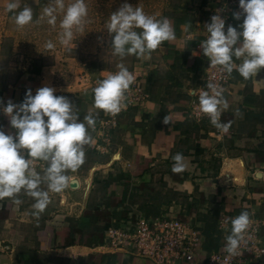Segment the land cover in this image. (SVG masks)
<instances>
[{
	"label": "crops",
	"instance_id": "crops-1",
	"mask_svg": "<svg viewBox=\"0 0 264 264\" xmlns=\"http://www.w3.org/2000/svg\"><path fill=\"white\" fill-rule=\"evenodd\" d=\"M167 1L170 6L159 20L170 21L175 39L136 56L128 70L134 80L144 82L145 102L123 109L118 124L102 132L99 123L105 115L94 106L93 80L116 72L104 64L86 71V62L75 57L45 60L38 53L42 46L24 41L26 29L16 25L14 16L31 7L33 20L27 25L34 28L32 36H42L36 29L48 19L41 16L50 0H18L15 12L7 10L10 0H0V129L14 135L3 107L9 100L21 103L28 89L34 95L43 86L67 97L81 122L89 113L96 121L88 128L91 141L84 145V162L66 173L69 185L58 192L57 211L51 206L52 192L39 217L33 214L35 200L23 190L17 197L20 204L0 201V264H144L97 245L108 225L130 215L157 217L171 210L192 220L202 234V255L226 242L231 219L242 211L264 219V69L247 79L234 71L232 93L224 96L229 107H222L227 130L186 117L184 110L210 63L200 43L208 36L215 8L225 1ZM231 18L225 30L243 21V15ZM240 63L233 57L235 69ZM165 116L169 124L163 123ZM177 153L186 164L181 173L172 171ZM45 166L36 168L42 173ZM97 210L104 214L98 216ZM261 238L264 244V226ZM242 264H264V259L244 253Z\"/></svg>",
	"mask_w": 264,
	"mask_h": 264
},
{
	"label": "clouds",
	"instance_id": "clouds-1",
	"mask_svg": "<svg viewBox=\"0 0 264 264\" xmlns=\"http://www.w3.org/2000/svg\"><path fill=\"white\" fill-rule=\"evenodd\" d=\"M6 7L9 12H15L20 4L18 0H10ZM239 8L241 12L233 13L237 20L243 15V21L237 27L228 25L225 30V20L220 14L211 17L207 24L208 36L201 41L200 48L212 66H220L228 74L233 71V57L241 60L235 70L247 79L264 69V0H239ZM57 9L64 13L60 22L63 30L60 43L67 46L73 40V29L83 31L87 5L85 0H73L65 8L64 0H50L41 19L47 17V22L55 27L54 13ZM14 19L18 27L29 24L33 20L32 8L25 6L15 12ZM105 27L110 35L114 34L111 48L113 54L120 57H143L156 50L162 42L175 39L174 28L167 18L158 20L127 2L110 15ZM46 48L51 50L54 45L48 42ZM117 67L116 73L108 74L92 89L95 108L111 115L121 111L125 93L134 81L124 64ZM54 92L55 89L49 86L38 88L34 95L28 89L21 103L9 100L2 109L16 131L13 135L0 129V201L9 198L20 204L17 197L23 190L35 200L33 214L37 217L50 203V192L58 193L68 187L69 176L66 173L75 171L84 162V145L91 141L88 128H94L96 123L92 113L85 115L81 122L73 103ZM198 101L199 112L207 115L216 128L227 130V125L220 122L221 105L225 110L229 107L223 97V89L210 80L207 90L199 92ZM169 122V117L165 116L163 123ZM36 160L46 162L42 173L33 164ZM173 161L174 173L185 170L181 153H177ZM41 185H46L47 190H43ZM250 223L248 211H242L231 219L230 234L225 237L228 253L236 254Z\"/></svg>",
	"mask_w": 264,
	"mask_h": 264
},
{
	"label": "built area",
	"instance_id": "built-area-1",
	"mask_svg": "<svg viewBox=\"0 0 264 264\" xmlns=\"http://www.w3.org/2000/svg\"><path fill=\"white\" fill-rule=\"evenodd\" d=\"M221 7L215 8L213 15L220 14L225 23H232V14L241 12L239 0H224ZM234 65V64H233ZM222 70L220 66L206 67L203 84L194 90L193 97L188 108L184 110L186 117L193 120L206 119L209 117L199 112L198 95L202 90H207V82L214 81L223 89V97L232 93L233 75ZM101 80L95 77L93 83ZM144 82L138 78L133 81L126 91V99L123 101L121 111L116 115L104 112L105 120L99 123V128L104 132L107 126H116L119 122L123 109L141 107L146 98ZM223 116L221 105L220 122ZM106 132V131H105ZM37 165H44L43 161H33ZM256 170L253 172V174ZM250 225L240 241L236 254H230L225 250L226 242L211 253L202 255L203 239L200 228L192 220L180 218L169 210L162 216L148 217L146 215H130L122 219L120 224L108 225L103 240L97 244L111 248L115 252L122 253L124 257H133L144 264H242L244 253H252L253 256L264 259V244L261 232L264 219L250 217Z\"/></svg>",
	"mask_w": 264,
	"mask_h": 264
},
{
	"label": "rangeland",
	"instance_id": "rangeland-1",
	"mask_svg": "<svg viewBox=\"0 0 264 264\" xmlns=\"http://www.w3.org/2000/svg\"><path fill=\"white\" fill-rule=\"evenodd\" d=\"M72 2L73 0H64L65 8ZM125 2L131 4L134 8H142L145 14L149 13L150 16L158 20L165 12L166 7L170 6L167 0H85L88 14L84 18L83 31L73 29L74 37L69 45L65 46L60 43V33L63 31L60 28V22L64 13L59 9L54 13L56 15L55 27L46 21L44 25L39 24L36 29L37 31L40 29L42 36H32L31 34L33 33L31 30L34 28L26 25L23 27L26 29L24 31L26 34L23 33V37H25L23 39L28 46L31 44L34 46H42V51L38 53L42 58H46L45 60H51L53 57L63 61L67 57H75L74 59H80L86 62V69H89L86 71L93 70L95 65L104 64L108 69L117 72L119 70L117 65L121 63L129 70L136 56L126 55L120 57L113 54L111 45L114 34L110 35L105 27L106 22L110 19V15L117 11ZM48 42L54 45L53 49L49 50L46 48ZM41 187L43 190L47 189L46 185H41ZM51 194H53L51 195V206L57 211L58 207L56 206H59L62 195L58 193ZM64 212L62 211V213Z\"/></svg>",
	"mask_w": 264,
	"mask_h": 264
},
{
	"label": "trees",
	"instance_id": "trees-1",
	"mask_svg": "<svg viewBox=\"0 0 264 264\" xmlns=\"http://www.w3.org/2000/svg\"><path fill=\"white\" fill-rule=\"evenodd\" d=\"M96 214L98 215V216H102L103 214H104V212L103 211H100V210H97L96 211ZM94 234H95V232H94ZM99 236H100V234H99ZM98 236L97 235H95L94 237H92V239H95V238H97ZM100 239H102V236L98 239L99 241H100Z\"/></svg>",
	"mask_w": 264,
	"mask_h": 264
},
{
	"label": "water",
	"instance_id": "water-1",
	"mask_svg": "<svg viewBox=\"0 0 264 264\" xmlns=\"http://www.w3.org/2000/svg\"><path fill=\"white\" fill-rule=\"evenodd\" d=\"M73 182H74V184H76V180H74Z\"/></svg>",
	"mask_w": 264,
	"mask_h": 264
}]
</instances>
